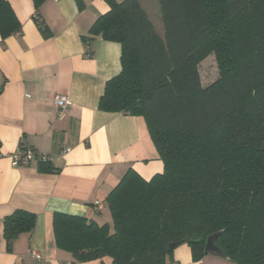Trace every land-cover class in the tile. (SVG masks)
Wrapping results in <instances>:
<instances>
[{
    "label": "trees",
    "instance_id": "obj_1",
    "mask_svg": "<svg viewBox=\"0 0 264 264\" xmlns=\"http://www.w3.org/2000/svg\"><path fill=\"white\" fill-rule=\"evenodd\" d=\"M47 0H32L38 15ZM109 11L89 34L120 45L121 71L108 80L98 109L142 117L163 163L144 180L128 170L106 197L111 225L55 213L58 250L85 263L177 264L173 243L201 264L209 236L233 264H264V0H157L160 36L140 0H103ZM21 32L0 0V38ZM92 39L83 38L92 57ZM214 56L217 79L201 83L199 65ZM38 171L55 173L38 162ZM32 213L3 220L7 250L31 232Z\"/></svg>",
    "mask_w": 264,
    "mask_h": 264
},
{
    "label": "crops",
    "instance_id": "obj_2",
    "mask_svg": "<svg viewBox=\"0 0 264 264\" xmlns=\"http://www.w3.org/2000/svg\"><path fill=\"white\" fill-rule=\"evenodd\" d=\"M6 1L21 32L0 38V264H113L109 257L75 261L57 249L52 231L55 213L107 224L106 197L128 170L144 180L163 171L142 117L98 109L106 82L121 71L120 45L89 34L109 7L103 0H47L38 10L49 32L44 38L32 0ZM140 6L153 25L157 0H140ZM83 38H93L92 57L85 56ZM56 95L68 97V107L57 109ZM21 147L48 157L57 171L40 173L36 161L13 167L10 157ZM16 210L34 214L36 223L8 251L3 220ZM172 260L193 264L190 248L178 245ZM200 263L233 264L211 255Z\"/></svg>",
    "mask_w": 264,
    "mask_h": 264
},
{
    "label": "built area",
    "instance_id": "obj_3",
    "mask_svg": "<svg viewBox=\"0 0 264 264\" xmlns=\"http://www.w3.org/2000/svg\"><path fill=\"white\" fill-rule=\"evenodd\" d=\"M52 104L60 110L65 109L70 104L68 97L56 95L52 98ZM68 151V150H66ZM11 164L13 167H26L29 166L31 162H45L49 163L50 159L43 155H38L34 151L29 148L21 147L18 148L10 157ZM94 206L97 208H102L103 204L100 202H94ZM32 256L35 257L37 260H41V257L36 254L32 253Z\"/></svg>",
    "mask_w": 264,
    "mask_h": 264
},
{
    "label": "rangeland",
    "instance_id": "obj_4",
    "mask_svg": "<svg viewBox=\"0 0 264 264\" xmlns=\"http://www.w3.org/2000/svg\"><path fill=\"white\" fill-rule=\"evenodd\" d=\"M159 15V13H157ZM156 14H150V18L153 21L154 28L156 32L162 36L163 35V27L160 21V18H156ZM159 20V21H158ZM200 72L201 83L203 86L209 85L217 79V68L214 60V56L210 55L207 57L198 67ZM107 216H109V212L106 211ZM108 225H111V216L107 218Z\"/></svg>",
    "mask_w": 264,
    "mask_h": 264
},
{
    "label": "water",
    "instance_id": "obj_5",
    "mask_svg": "<svg viewBox=\"0 0 264 264\" xmlns=\"http://www.w3.org/2000/svg\"><path fill=\"white\" fill-rule=\"evenodd\" d=\"M219 235L220 233H216L207 238L204 248V254L226 259L224 253L215 244L216 239L218 238ZM178 245H180V243L170 244L169 249L174 250Z\"/></svg>",
    "mask_w": 264,
    "mask_h": 264
}]
</instances>
